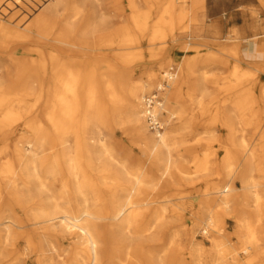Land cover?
<instances>
[{"label":"bare ground","instance_id":"bare-ground-1","mask_svg":"<svg viewBox=\"0 0 264 264\" xmlns=\"http://www.w3.org/2000/svg\"><path fill=\"white\" fill-rule=\"evenodd\" d=\"M129 2L0 0V139H8L0 140V264H143V164L133 165L135 154L120 153L119 140L106 133L110 108L117 116L127 105L123 124L139 142L158 183L176 174L186 177L191 162L201 167L195 152L208 134V94L193 49L171 40L183 54L175 65L167 54L170 40L150 38L156 61L131 86L127 101L116 90L135 44ZM202 3L169 0L162 14L175 10L186 29L215 35L207 46L219 64L236 60L229 72L213 77L230 93L218 111V133L212 134L220 156L216 172L199 190L200 215L213 235L212 264L228 259L264 264V240L255 218L264 214V140H256L260 131L264 138V108L256 106V90L264 94V66L241 65V32L220 36L218 21L207 23ZM159 70L170 79L156 107L167 123L163 133L151 130L144 106L146 92L159 82ZM187 102L199 112L189 114ZM39 103L45 105L48 126L32 115ZM21 122L32 135L12 138ZM236 179L242 181L241 191ZM227 211L236 219L239 246L223 247ZM189 239L193 263L206 264L204 247ZM159 264L189 263L178 253L160 258Z\"/></svg>","mask_w":264,"mask_h":264},{"label":"rangeland","instance_id":"rangeland-1","mask_svg":"<svg viewBox=\"0 0 264 264\" xmlns=\"http://www.w3.org/2000/svg\"><path fill=\"white\" fill-rule=\"evenodd\" d=\"M169 0H130L128 10V27L131 39L134 40L133 48L129 51L128 65L124 68L123 83L117 86V92L129 99L131 86L144 77L148 65L156 61L153 54V43L150 38L161 36L166 37L170 42L167 44V54L173 58L177 65L182 60V53L174 49V42L179 46L187 45L190 50L200 57L201 64L198 67L197 74L202 77L207 85V111L205 114L207 129V138L205 143L196 148L201 167L195 168L191 162L185 167L188 174H176L175 177L165 183H158L156 179L151 178L153 171L150 161L146 155L141 154L139 142L132 135L130 127L123 124L128 117V108L124 104L120 115H114L112 108L105 114L106 133L119 140L120 153L132 152L135 158L133 165L143 164V264H159L160 258L178 255L183 256L189 264L193 263L190 253V239L201 244L206 250L205 262L212 264L215 256L211 238V230L206 229L203 223V217L200 215L199 204L201 196L199 190L210 176L216 172L219 151L212 142V134L218 133L219 121L222 104L227 100L230 91L229 88L222 89L221 82L217 83L214 76L229 72L230 66L236 63L233 58L229 59L230 64H219L210 53L214 49L207 45H213L216 36L212 33L197 34L191 29H186V21L181 22L177 12L162 16L163 10ZM136 4L138 7H134ZM203 10L207 16V23L211 24L218 21L220 26V36L226 37L233 30H238L242 34L240 44L239 58L241 65L254 69L264 66V0H203ZM118 23V22H117ZM217 23V22H216ZM160 43L161 41H155ZM118 54V53H117ZM221 61V60H219ZM175 70L177 69L174 66ZM162 71V70H161ZM159 70V82L162 76ZM120 73L119 75H122ZM156 82L146 94L157 93L158 83ZM228 84H225L227 86ZM226 90V91H225ZM162 92L159 96L162 101ZM256 106L261 110L264 108V94L258 88L256 90ZM224 101V102H223ZM196 105L186 107L189 114L193 111L198 113L199 108ZM44 103H39L36 111L32 112L34 119L39 120L42 126H48L44 112ZM192 111V112H191ZM187 112V114H188ZM165 131L167 123L159 116ZM178 117L174 118L177 121ZM19 124V123H18ZM169 127V126H168ZM32 130L26 127L25 123L18 125L16 134L12 138L21 135L31 136ZM210 134V135H209ZM262 132L257 135V141L262 142ZM1 143L7 142V136L1 137ZM261 165H264V151L261 153ZM53 182V179H51ZM234 185L241 191L243 184L240 179L234 181ZM103 195L108 196V191L104 188ZM258 220V230L264 240V214ZM223 233L225 234V245L239 246V237L237 235V225L234 214L227 211L222 216ZM22 249L26 242L21 241ZM264 245V241H263ZM181 254V255H180ZM167 255V256H166ZM244 255V254H243ZM153 256V257H151ZM151 257V258H150ZM228 259L225 264H231ZM194 264V263H193Z\"/></svg>","mask_w":264,"mask_h":264},{"label":"built area","instance_id":"built-area-1","mask_svg":"<svg viewBox=\"0 0 264 264\" xmlns=\"http://www.w3.org/2000/svg\"><path fill=\"white\" fill-rule=\"evenodd\" d=\"M169 80H170L169 76L165 77V79H163L160 85L158 86V89L156 91L157 93L147 94L144 98L146 119L151 130L155 132L157 131L161 132L164 130V126L156 111V107L158 106V104H161L163 102L161 97L159 96V92L165 91V88L167 87Z\"/></svg>","mask_w":264,"mask_h":264}]
</instances>
